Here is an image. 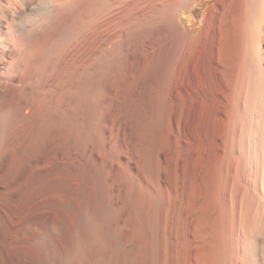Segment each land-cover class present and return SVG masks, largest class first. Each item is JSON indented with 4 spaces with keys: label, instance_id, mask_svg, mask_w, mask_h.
Here are the masks:
<instances>
[{
    "label": "bare ground",
    "instance_id": "obj_1",
    "mask_svg": "<svg viewBox=\"0 0 264 264\" xmlns=\"http://www.w3.org/2000/svg\"><path fill=\"white\" fill-rule=\"evenodd\" d=\"M205 1L0 0V264H264V0Z\"/></svg>",
    "mask_w": 264,
    "mask_h": 264
},
{
    "label": "rangeland",
    "instance_id": "obj_2",
    "mask_svg": "<svg viewBox=\"0 0 264 264\" xmlns=\"http://www.w3.org/2000/svg\"><path fill=\"white\" fill-rule=\"evenodd\" d=\"M212 3H213V0H207L203 2L202 4L196 6L191 12H189L187 14V17L189 19V24L194 25L195 27L201 26L204 20V17L206 13L208 12L209 8L211 7ZM116 57L118 58L119 56L116 55ZM116 64H117L116 61H112V62L110 61V63H105L103 65V68H107L111 70L117 66Z\"/></svg>",
    "mask_w": 264,
    "mask_h": 264
}]
</instances>
